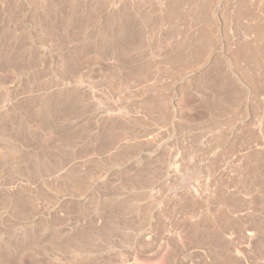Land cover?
I'll return each mask as SVG.
<instances>
[{
	"label": "rangeland",
	"instance_id": "obj_1",
	"mask_svg": "<svg viewBox=\"0 0 264 264\" xmlns=\"http://www.w3.org/2000/svg\"><path fill=\"white\" fill-rule=\"evenodd\" d=\"M261 29L264 0H0V264H264Z\"/></svg>",
	"mask_w": 264,
	"mask_h": 264
},
{
	"label": "bare ground",
	"instance_id": "obj_2",
	"mask_svg": "<svg viewBox=\"0 0 264 264\" xmlns=\"http://www.w3.org/2000/svg\"><path fill=\"white\" fill-rule=\"evenodd\" d=\"M172 13H173V12H172ZM172 15H173V14H172ZM257 26H258V25H257ZM259 26H260V25H259ZM259 26H258V28H259V31H260L261 26H260V27H259ZM258 28H257V29H258ZM255 31H256V27H255ZM257 31H258V30H257ZM257 31H256V32H257ZM259 31H258V32H259ZM261 31H263V30L261 29ZM258 32L256 33L257 35H259ZM263 32H264V31H263ZM263 32H262V33H263ZM260 35H261V32H260ZM263 35H264V34H263ZM248 57H250V56H248ZM178 62H181V61H178ZM78 251H79V250H78Z\"/></svg>",
	"mask_w": 264,
	"mask_h": 264
}]
</instances>
